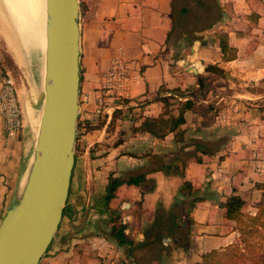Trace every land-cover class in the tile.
Here are the masks:
<instances>
[{
	"label": "crops",
	"instance_id": "0c3cea01",
	"mask_svg": "<svg viewBox=\"0 0 264 264\" xmlns=\"http://www.w3.org/2000/svg\"><path fill=\"white\" fill-rule=\"evenodd\" d=\"M84 1L79 99L92 125L78 127L62 220L38 264H209L205 254L244 234L222 202L240 194L245 215L264 202V0H216L220 14L189 35L177 21L187 10L178 0ZM221 33L235 57H224ZM115 58L130 78L106 93ZM3 72L0 57V88ZM40 94L41 108L43 88ZM164 95L175 115L194 100L182 136L161 138L146 124L163 112ZM35 130L25 123L11 132L0 123V222L28 167ZM169 163L183 170L168 173ZM114 176L121 183L107 199ZM185 180L199 191L187 193ZM196 195L202 199L193 204ZM117 216L131 241L115 236Z\"/></svg>",
	"mask_w": 264,
	"mask_h": 264
},
{
	"label": "water",
	"instance_id": "95a60500",
	"mask_svg": "<svg viewBox=\"0 0 264 264\" xmlns=\"http://www.w3.org/2000/svg\"><path fill=\"white\" fill-rule=\"evenodd\" d=\"M81 15L80 0H46L44 99L28 167L0 222V264H38L62 220L81 107Z\"/></svg>",
	"mask_w": 264,
	"mask_h": 264
},
{
	"label": "rangeland",
	"instance_id": "374dc122",
	"mask_svg": "<svg viewBox=\"0 0 264 264\" xmlns=\"http://www.w3.org/2000/svg\"><path fill=\"white\" fill-rule=\"evenodd\" d=\"M18 1L14 0L17 5L15 8H10L8 7V0H0V57L4 63V72H10L15 79L25 123H28L31 132L32 126L36 128L39 122L38 119L40 120L39 112L42 109V107L40 108L42 95L39 88H36L37 84L32 75L31 67L25 59V62L21 63L23 57L21 56L19 43L24 42L25 54L30 56V59H34L36 56L34 43L42 45L43 9L45 6L44 0H33L28 5L25 0L22 6L18 4ZM81 1L85 2L84 0ZM182 5L187 8L185 11L187 13L184 15L185 12H181L182 15L177 18V21L180 23V29L188 30V35L192 34L193 30L213 21L220 14L216 0H178V8ZM10 12L17 19L15 24L17 29L10 25ZM179 31V29L175 31L176 36L180 34ZM38 57L39 68L42 65L45 68V56L38 55ZM41 57L43 58L40 59ZM84 120L85 115L82 113L79 116V121L82 124ZM208 263L264 264V224L259 225L251 233L245 232L241 242L212 252L208 256Z\"/></svg>",
	"mask_w": 264,
	"mask_h": 264
},
{
	"label": "trees",
	"instance_id": "16d2710c",
	"mask_svg": "<svg viewBox=\"0 0 264 264\" xmlns=\"http://www.w3.org/2000/svg\"><path fill=\"white\" fill-rule=\"evenodd\" d=\"M81 8L84 13L85 9L87 8V5L85 2L81 1ZM220 44L222 47V50L224 51V57L225 58H233L236 56L235 52L233 51L234 48L230 46L228 41V34L227 33H221L220 34ZM229 52V54H227ZM214 67L213 65H208V68ZM164 89V88H163ZM174 91H180V88H173ZM171 96L170 95H164L160 96V99L164 102V110L162 113H160L158 116L153 117L152 120H147L146 124H148L149 128L154 131V133L157 134L158 137L164 138L166 134L170 131H176L175 136L179 137L182 136L184 133V130L182 128V123L185 121V111L187 108H191L194 105V100L192 98H187L184 100L180 105V112L178 115H175L172 113L171 108ZM168 114V116H166ZM92 122L90 120H85L81 124L79 121L78 127L81 128L83 126H91ZM150 125L154 126L151 127ZM180 134V135H179ZM198 160H201V157L198 156ZM164 169L168 173H172L175 171H181L183 170L180 165L178 167H174L172 163L165 164ZM142 176H132L128 181L129 183H139ZM121 183V179L114 176L112 178V181L110 182L108 186V193H107V199H110L115 195V190L117 186ZM259 187H264V182L258 183ZM183 188L187 190V193L189 194H196L199 190L198 188L194 187L193 183L189 180H185L183 183ZM202 196L196 195L194 197L193 204L201 200ZM245 203L244 198L240 194H231L227 197V199L222 202V205L226 208V216L230 218L237 219V223L239 224V227L242 231L251 233L255 231L259 225L264 224V202H259L258 204V212L256 215H245L242 211V207ZM120 216L116 217V225L114 227V234L118 238L120 242H129L131 239L127 235V233L124 230V223L119 222ZM250 222V224H248ZM244 238V234L242 236V240ZM210 255V254H205Z\"/></svg>",
	"mask_w": 264,
	"mask_h": 264
},
{
	"label": "built area",
	"instance_id": "2783aa9c",
	"mask_svg": "<svg viewBox=\"0 0 264 264\" xmlns=\"http://www.w3.org/2000/svg\"><path fill=\"white\" fill-rule=\"evenodd\" d=\"M130 75L125 63L115 58L105 73L104 88L106 93H115L129 80ZM3 122L11 132H18L24 127L25 119L19 100L18 88L10 72H3L0 88V123Z\"/></svg>",
	"mask_w": 264,
	"mask_h": 264
},
{
	"label": "bare ground",
	"instance_id": "6f19581e",
	"mask_svg": "<svg viewBox=\"0 0 264 264\" xmlns=\"http://www.w3.org/2000/svg\"><path fill=\"white\" fill-rule=\"evenodd\" d=\"M9 2H8V7H10V8H15L16 7V2H14V0H8ZM24 1L25 0H19L18 2V4L20 5V6H22V4H24ZM26 2H27V5L28 4H30V3H32L33 2V0H26ZM44 9H43V24H44V26H43V40H42V45L40 44H37V43H34V41H33V43H34V45H35V47H36V50H35V52H36V56H35V58L33 59V58H31L30 59V56H28V55H26L25 54V51H24V45H23V43L22 42H20L19 43V47H20V50H21V56L23 57L22 59H21V63H23V61H24V59H25V61L29 64V66L31 67V69H32V75H33V77H34V79H35V82H36V84H37V86H36V88L38 87L39 88V91L43 88V79H44V74H45V71H44V65H42V67L41 68H39V66H38V61H39V57H38V55H43V56H45V52H46V0H44ZM9 22H10V25L12 26V27H14L15 29H17L16 28V26H15V24H16V22H17V19H16V17L14 16V14L13 13H11L10 12V14H9ZM19 31V30H18ZM24 36V35H23ZM26 38V37H25ZM10 46V45H9ZM22 46V47H21ZM10 47H12V46H10ZM43 57H41L40 59H42ZM24 61V62H25ZM23 68V67H22ZM44 89V88H43ZM41 111V110H40ZM40 114H41V112H40ZM40 116V115H39ZM38 121H40L39 119H38ZM38 124H39V122H38ZM37 130H38V126H37V129L35 130L36 131V133L35 134H37Z\"/></svg>",
	"mask_w": 264,
	"mask_h": 264
}]
</instances>
